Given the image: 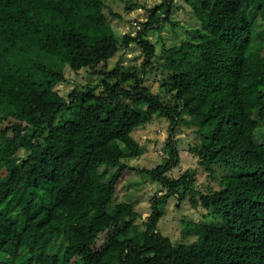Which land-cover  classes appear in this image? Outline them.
Returning <instances> with one entry per match:
<instances>
[{
  "label": "trees",
  "instance_id": "obj_1",
  "mask_svg": "<svg viewBox=\"0 0 264 264\" xmlns=\"http://www.w3.org/2000/svg\"><path fill=\"white\" fill-rule=\"evenodd\" d=\"M174 1L119 37L104 0H0V264H264V0H186L201 27L160 57L150 32L179 26ZM132 45L138 70L122 59ZM67 67L98 81L63 96ZM161 119V163L130 166L146 149L133 132ZM186 128L189 152L210 175L221 170L220 189L202 192L192 171L170 175ZM129 171L165 191L145 219L118 199ZM170 198L205 208L183 218L181 239L194 242L159 231Z\"/></svg>",
  "mask_w": 264,
  "mask_h": 264
},
{
  "label": "rangeland",
  "instance_id": "obj_2",
  "mask_svg": "<svg viewBox=\"0 0 264 264\" xmlns=\"http://www.w3.org/2000/svg\"><path fill=\"white\" fill-rule=\"evenodd\" d=\"M107 8L105 12L107 13L111 25L113 26L117 36H122L129 31L135 32L133 28L136 22L146 21L148 16L151 14L152 10L159 6L163 0H104ZM173 20L179 23V26L166 25L161 29V31L150 32V39L152 42L156 43L160 57H165L166 54L163 50V45L170 47L173 45H179L182 40L188 39L190 34L195 28L201 27L200 22L194 17L192 9L186 0H175L173 4ZM256 11L248 10V16L250 18L256 16ZM258 19H260L258 17ZM193 34V33H192ZM136 47V46H135ZM120 55H117L111 61V64L118 61ZM123 61L125 65L135 67V69H140L144 56L140 50H134V45L130 46L126 54L123 56ZM156 71L148 76L146 85L148 88L154 92H160V80L163 78V72L161 71V64H157ZM65 74L69 79V82L59 84L56 90L63 96L67 94L76 86H83L90 82H97V76H89L85 69L74 72L68 67L65 69ZM70 117L69 115H64V118ZM5 122L3 125L7 124ZM2 125V126H3ZM188 129L182 130L180 135L176 137L182 138L184 143L182 146L180 144V164L170 175L173 177H178L181 173L186 171H192L196 176V186L202 192L208 193L210 190L220 189V177L218 175L221 170L217 167L214 174L210 175V171L202 166L198 160L189 152L188 144L192 140V135L187 134ZM133 136L143 144L146 149L145 153L140 158H134L128 161L130 166L136 168H152L161 163V155H163L164 150L162 147L166 143L169 137L168 123L166 119L156 120L146 127H140L133 132ZM260 140L264 138V130L257 135ZM183 147V149H182ZM21 157L25 156L24 152L20 153ZM212 176H217V178H212ZM118 199L122 200L126 196V201L131 200L134 202L137 211L140 212L142 217L145 219L151 212V197L155 195L164 194V190L160 184L151 182L147 177L141 174H134L133 171H129L126 174L125 181L119 185L118 189ZM162 190V191H161ZM161 191V192H160ZM111 204L110 210L117 203V200ZM176 198H170L166 205L164 206L165 214L158 224L159 231L167 236L174 242H194L197 240L196 236H189L185 240H182V231L184 229L183 218L193 219L198 221L202 219L205 208L200 206L197 210L192 207L189 198L182 201V209L178 210L176 207ZM142 226L141 228H143ZM65 244L62 238L59 236L53 242L52 253L61 255L64 250ZM23 253H27L23 251Z\"/></svg>",
  "mask_w": 264,
  "mask_h": 264
},
{
  "label": "built area",
  "instance_id": "obj_3",
  "mask_svg": "<svg viewBox=\"0 0 264 264\" xmlns=\"http://www.w3.org/2000/svg\"><path fill=\"white\" fill-rule=\"evenodd\" d=\"M134 26H136L137 28H139V26L137 25V23H135Z\"/></svg>",
  "mask_w": 264,
  "mask_h": 264
}]
</instances>
